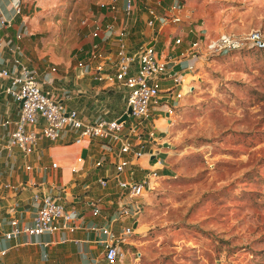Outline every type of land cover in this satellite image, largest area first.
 Segmentation results:
<instances>
[{
	"label": "rangeland",
	"instance_id": "374dc122",
	"mask_svg": "<svg viewBox=\"0 0 264 264\" xmlns=\"http://www.w3.org/2000/svg\"><path fill=\"white\" fill-rule=\"evenodd\" d=\"M28 1L43 23L54 22L56 34L70 31L72 52L73 34L92 0ZM187 9L190 27L210 36L254 29L264 33V0H200ZM172 30L158 33V53ZM182 76L184 89L178 86L174 93L183 90L184 96L152 107V119L143 123L154 119L166 132L160 146L164 168L154 190L143 198L140 227L126 259L138 264H264V49L213 56ZM170 85L161 81V88ZM111 106L116 112L125 108L120 94ZM165 108L173 111L170 125L162 115ZM126 122L127 127L135 121L129 117ZM87 165L86 182L93 185L104 168Z\"/></svg>",
	"mask_w": 264,
	"mask_h": 264
},
{
	"label": "built area",
	"instance_id": "2783aa9c",
	"mask_svg": "<svg viewBox=\"0 0 264 264\" xmlns=\"http://www.w3.org/2000/svg\"><path fill=\"white\" fill-rule=\"evenodd\" d=\"M10 1L14 12L20 13V0ZM121 1L124 18L113 55L105 49V38L101 35L97 23L90 32L88 46L79 51L90 54L92 60L99 59L113 65L112 72L101 74L99 71L102 68L99 66L95 78L125 89V108L117 117L110 118L106 114H98L92 121L83 120L76 109L67 108L50 91L42 87V81L50 80L30 64H24L17 51L12 49L9 51L16 67L14 69L5 66L4 59L0 56V84L5 83L3 91L20 105L14 128L1 149L6 150L9 155L17 150L25 158L35 151L40 140L46 139L55 143L64 132L70 131L74 133L71 144L78 148L77 162L80 166L84 159L82 150L94 142L104 150L97 156L95 166L100 167L106 162L113 165L112 178L121 191L117 206L109 220L87 225L90 230L104 234V238L99 241L100 264H126L124 245H129L134 235L138 216L142 212L143 198L154 190L160 177L159 171L164 168L159 147L162 146L163 137L156 133L160 129L154 119L149 125L143 124L144 121L152 119L151 108L167 104L174 97L182 98L183 90L174 93L178 86L184 89L182 75L194 73L198 69V64H203L207 58L231 51L264 49V33L259 29L244 33L221 32L216 36H210L195 26L190 27L191 24L187 23L190 16L187 8L191 2L200 0ZM99 6L110 11L119 8L118 0L102 2ZM142 14L144 18L140 16ZM131 15L133 23L141 22L145 30L133 34L129 26ZM0 18L3 23L5 19L2 16ZM88 22L86 18L81 21L82 25H87ZM106 26L109 31L113 30L111 23H107ZM167 27L173 30L166 34L164 51L158 53L155 49L157 34L165 31ZM131 35L144 41L140 49L128 47L125 41ZM21 37V34L17 35V38ZM182 63L185 65L179 67ZM162 80L170 81L171 85L161 88ZM186 86L187 94L191 93L193 88L191 82ZM65 98H68L67 93ZM127 107H130L131 114L124 121L118 122V118ZM172 112L171 108H165L162 114L167 120V125H170ZM129 117L135 122L126 127ZM112 158L114 160L111 161ZM141 159L144 160L143 163ZM27 169H30V166H27ZM139 170L142 173H139ZM98 182L101 185L105 184L104 179H99ZM3 186L11 187L9 184ZM31 196L35 211L28 223L25 222L17 205L5 208L4 221L0 223V228L7 225V228L3 229L5 240H16L22 235L34 238L61 231L74 232L80 228L82 214L75 208H68L62 198L45 194L42 188H35ZM99 214L101 212L96 205L92 208V215ZM115 223L118 224V229H113ZM4 252L5 250L1 251L2 254ZM136 255L139 257L140 253ZM127 264L138 263L130 261Z\"/></svg>",
	"mask_w": 264,
	"mask_h": 264
},
{
	"label": "crops",
	"instance_id": "0c3cea01",
	"mask_svg": "<svg viewBox=\"0 0 264 264\" xmlns=\"http://www.w3.org/2000/svg\"><path fill=\"white\" fill-rule=\"evenodd\" d=\"M108 1L110 0H92V4H87L79 19V30L77 34H73L75 43L72 46L75 48L71 52L68 42L70 31L56 34L52 29L54 22L43 23L40 15L33 12L31 5L27 4L28 0H20L21 12L18 14L14 12L11 1L5 0V9L0 7V16L5 19L2 23L0 18V56L4 59L3 64L16 68L9 52L10 49L15 50L24 64H30L50 80L42 81V87L67 108L76 109L83 120L92 121L98 114L117 117L122 111L116 112L111 102L116 94H120L125 103V89L95 78L99 66L102 68L99 71L101 74L112 72L113 65L99 59L92 60L90 54L79 52L81 48L86 49L88 46L90 32L96 23L105 38V49L113 55L117 48V35L124 18L122 1L118 0L119 8L116 11L100 8V3ZM140 16L144 18L143 14ZM132 17L133 15L129 18V26L133 34L145 30L141 22L134 24ZM84 18L89 20L87 25L81 23ZM107 23L113 25V30H108ZM18 34L22 37L17 38ZM125 42L134 50L140 49L144 44V41L134 35ZM76 53L79 55L75 56ZM4 85L5 83L0 84V223L4 221L5 208L9 205H17L25 222H30L35 211L31 201L35 188H42L45 194L62 198L68 208H75L82 215L80 228L76 231H61L46 236L43 234V238L41 235L34 238L22 235L16 240H5L3 229L0 228V264H100L99 241L104 238V234L90 230L83 221L86 218H98V222L104 223L112 216L121 194L112 178L114 170L110 167L113 165L106 162L100 166L104 168V173L93 180L97 186L86 182L89 176L85 170L87 163V167L97 168L95 160L104 150L96 142L91 143L86 148V156L80 166L77 162L78 148L71 144L74 133L70 131L64 132L55 143L42 139L47 141L46 146L37 145L35 151L25 158L17 150L9 155L1 146L7 143L10 131L14 128L19 104L3 91ZM65 93L68 98H65ZM159 131L163 137V130ZM30 156H33L31 161ZM141 162L144 160L141 159ZM138 172L142 173L140 170ZM99 179H104L105 184L101 185ZM5 184L11 187L5 188ZM76 188H80V192L74 194L72 191ZM96 205L101 214L93 216L92 208ZM138 225H133L135 231L139 229ZM113 229H118L117 223L113 225ZM129 242V245H124L126 257L135 240L131 237ZM2 250H5L3 254Z\"/></svg>",
	"mask_w": 264,
	"mask_h": 264
},
{
	"label": "water",
	"instance_id": "95a60500",
	"mask_svg": "<svg viewBox=\"0 0 264 264\" xmlns=\"http://www.w3.org/2000/svg\"><path fill=\"white\" fill-rule=\"evenodd\" d=\"M130 114H131V109L130 107H127L126 111L118 118V122L124 121ZM85 156H86V149H83L82 157L85 158Z\"/></svg>",
	"mask_w": 264,
	"mask_h": 264
}]
</instances>
